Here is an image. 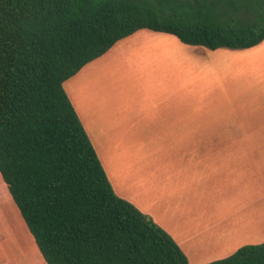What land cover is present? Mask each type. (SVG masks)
Instances as JSON below:
<instances>
[{
    "label": "trees",
    "instance_id": "1",
    "mask_svg": "<svg viewBox=\"0 0 264 264\" xmlns=\"http://www.w3.org/2000/svg\"><path fill=\"white\" fill-rule=\"evenodd\" d=\"M141 28L248 48L264 39V0H0V176L46 264H188L113 191L63 88ZM204 264H264V241Z\"/></svg>",
    "mask_w": 264,
    "mask_h": 264
},
{
    "label": "crops",
    "instance_id": "2",
    "mask_svg": "<svg viewBox=\"0 0 264 264\" xmlns=\"http://www.w3.org/2000/svg\"><path fill=\"white\" fill-rule=\"evenodd\" d=\"M151 31L119 39L63 88L113 191L167 232L188 264H204L264 241V115L253 110L264 101L244 100L258 86L264 92V39L243 49L202 48L196 67L186 58L179 67V48L193 59L188 44ZM211 57L213 64L204 62ZM225 105L249 106L253 116L226 130L210 115ZM12 206H0V226L17 225ZM18 238L22 250L34 247V239Z\"/></svg>",
    "mask_w": 264,
    "mask_h": 264
},
{
    "label": "rangeland",
    "instance_id": "3",
    "mask_svg": "<svg viewBox=\"0 0 264 264\" xmlns=\"http://www.w3.org/2000/svg\"><path fill=\"white\" fill-rule=\"evenodd\" d=\"M242 21V20H241ZM242 22H245L242 21ZM153 32V31H151ZM153 33H157V32H153ZM178 39V38H177ZM179 40V39H178ZM183 44V46H185L184 43H182L181 41H179V44ZM182 46V45H181ZM189 46L187 48L190 49H186L188 53H193V59H190V56H185L184 52L182 49H178V65L179 67H185L187 61L185 60V58L188 60V62H192L194 63V66L196 67V65L200 62L203 61L202 58H199V52L201 51L202 48H206L204 46H198V45H186ZM201 48V49H200ZM185 50V51H186ZM212 59H208L207 61L204 60V62H207L209 64H213L214 61L217 60L216 57H211ZM216 58V59H215ZM234 77L231 76L230 78ZM210 82H213V79L210 78ZM233 81L229 80L228 84H231ZM88 83V78L86 80V84ZM221 102H223L224 100L222 98ZM245 102L249 104V101H252L253 103H256L258 101L263 102L264 101V92L260 89V86L257 87V92L254 94L253 97H245L244 98ZM254 112L257 113L260 116L264 115V106L261 108H253ZM257 110V112H256ZM250 107L249 106H232V105H225L219 108L216 107H212L211 108V112L210 115L214 116V117H219L221 120H225V129L226 130H237L239 129L238 127L243 123V121H246L245 125L248 123V119L251 118L250 115ZM248 127V125H247ZM246 130H249V128H247ZM243 147H250V145L248 144H244L248 143L249 140H242ZM264 143V142H263ZM260 149H264V144L260 145L259 147ZM264 183H260L259 181V188L263 187ZM9 193L6 189V186L4 184V182L2 181L1 177H0V206L4 209L6 208L9 212H13V206H12V199L11 197H9ZM12 230H11V229ZM17 230H16V229ZM16 230V232H15ZM28 229L26 227V225L24 224L23 220L21 219L20 214L18 213V222L17 225L14 226V228L10 225V227H4V226H0V260H1V264H45L44 260L40 259L37 252L35 251V244L34 247L31 246L30 247V251H25L22 250V246L20 244L19 241V236H22L25 241L29 242L31 239L33 240L31 234L29 237V233H28ZM16 245H15V244ZM30 243V242H29ZM21 247V248H20Z\"/></svg>",
    "mask_w": 264,
    "mask_h": 264
}]
</instances>
